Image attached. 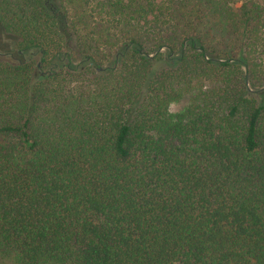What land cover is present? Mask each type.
<instances>
[{
	"label": "trees",
	"instance_id": "16d2710c",
	"mask_svg": "<svg viewBox=\"0 0 264 264\" xmlns=\"http://www.w3.org/2000/svg\"><path fill=\"white\" fill-rule=\"evenodd\" d=\"M0 26L27 54L0 59V264H264V0H0Z\"/></svg>",
	"mask_w": 264,
	"mask_h": 264
},
{
	"label": "rangeland",
	"instance_id": "374dc122",
	"mask_svg": "<svg viewBox=\"0 0 264 264\" xmlns=\"http://www.w3.org/2000/svg\"><path fill=\"white\" fill-rule=\"evenodd\" d=\"M263 1V0H262ZM237 5H241V2L237 3ZM37 54V53H36ZM27 54L23 53H17L14 49V39L9 36L0 26V59L1 58H7V59H13V60H22L25 59ZM186 102H180V103H173L170 106L171 111H177Z\"/></svg>",
	"mask_w": 264,
	"mask_h": 264
},
{
	"label": "water",
	"instance_id": "95a60500",
	"mask_svg": "<svg viewBox=\"0 0 264 264\" xmlns=\"http://www.w3.org/2000/svg\"><path fill=\"white\" fill-rule=\"evenodd\" d=\"M40 65V64H39Z\"/></svg>",
	"mask_w": 264,
	"mask_h": 264
}]
</instances>
